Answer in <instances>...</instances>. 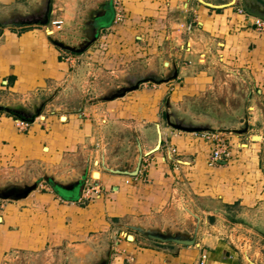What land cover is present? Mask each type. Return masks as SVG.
Segmentation results:
<instances>
[{"label": "crops", "instance_id": "obj_1", "mask_svg": "<svg viewBox=\"0 0 264 264\" xmlns=\"http://www.w3.org/2000/svg\"><path fill=\"white\" fill-rule=\"evenodd\" d=\"M252 3L263 2L0 0V186L27 187L0 197V264H202V254L203 264H257L232 248L224 209L238 203L264 212V30L253 24ZM55 20L62 29L53 35L69 45L96 38L62 49L44 31ZM139 57L157 74L160 63L165 78L147 77L140 89L105 92L84 106L115 66ZM162 85L170 94L151 99L148 90L160 93ZM209 93L225 95V103L214 106ZM47 100L65 103L41 112ZM218 114L233 119L225 127L198 119ZM19 115L37 119L22 128ZM158 130L160 146L143 156L137 175L98 168L103 153L113 166L123 154L137 156L136 139L151 150ZM204 131H223L231 157L209 164L213 144ZM136 156L124 158L125 169ZM86 164L99 172L91 174L99 189L88 195ZM182 204L200 218L191 246L133 228L190 234L195 220Z\"/></svg>", "mask_w": 264, "mask_h": 264}, {"label": "rangeland", "instance_id": "obj_2", "mask_svg": "<svg viewBox=\"0 0 264 264\" xmlns=\"http://www.w3.org/2000/svg\"><path fill=\"white\" fill-rule=\"evenodd\" d=\"M247 1H252V0H247ZM260 1H262L263 3H260L257 6H255V4L252 3V4H249L248 6H249V8L253 7L251 9H254V7H255L258 9L259 12L264 14V0H260ZM118 9H120V8H118ZM61 29L59 31H61ZM55 35H53V36H55ZM131 60H132V61H130L131 63H127L126 65L119 64V66H117V67L115 66L116 69L114 70V73L109 74V76H111V78L108 79L109 81L106 80V83H103V85H101V87L99 88L100 90L98 88L95 90H90V93H89V95H87L86 98H88L89 96L91 98L89 100L84 101V106L91 105L92 103L97 102L99 97H101L103 95V93H105V92L107 94L109 92L110 93L111 92L112 93H115V92L121 93L124 91L125 87H130V89H138V88L140 89V87L143 86L144 79H146L147 77H151V78L155 77L154 79H157V80L165 78V76H163L164 74L162 73L163 66L160 63H156L158 65L157 66L158 67L157 68L158 73H160V74H157V73H155L156 70L151 71L150 69H148V66L145 63L141 62L140 57L137 59L132 58ZM166 75H168V73ZM159 76H163V77H159ZM157 77H159L160 79ZM109 82H111V83H109ZM222 86H223V88L229 87V89L231 87L229 85H222ZM216 87L219 88V87H221V85L218 84ZM232 87H234V89L236 88L235 85ZM151 88H155L154 91L151 89L148 90L147 94L149 97H151V99H156L157 96L160 97L162 94L165 98L171 92L170 87H167V89H165V91H163V85L161 86L160 93H157L158 86L151 87ZM94 92L97 95H94ZM208 96L211 98L210 102L214 106H218V105H220V103H222V104L225 103V97H226L225 95H218L217 97H213L209 93ZM230 96H232V95L230 94ZM63 103H65V102L61 101V100H57V101L47 100V101H45V104L44 103L42 104L40 109L42 112L46 108L44 106L46 104L47 105L49 104V106H48L49 111L47 113H50V110H53V108H54L53 105L63 104ZM71 103H72V101H71ZM75 103L77 104L78 101H75ZM79 103H81V102H79ZM163 107H165V104H163V102H162L159 104V108L157 109L159 111V114L163 113V110H162ZM218 112H221V111H218ZM218 112H216V113H218ZM25 114H26V112H25ZM42 115H43V113H42ZM160 117H161V121L162 120L165 121L166 119H168L170 122H173L176 124H180V123L186 124V123H189L191 119H193V118H190L188 116H183V117L168 116L167 118H164V116H160ZM19 118L22 122L25 123V125L20 126L22 128L24 126H27L28 122H32L33 120L37 119L36 116H34V115H29V116H27V115L20 116L19 115ZM31 119H32V121H30ZM61 119L65 120V116H62ZM198 119H201V120L206 121V122H210L211 125L215 124V125L220 126V127H225L231 123V120L233 118H229L227 116H223V115L218 114L215 116H203V117L198 118ZM39 120H41V119H39ZM180 121H182V122H180ZM220 130H222V129H220ZM219 131L218 132L215 131V133L220 134L221 136H224V135L226 136V134H224L223 131L222 132H219ZM199 135L201 138H203L201 136V134H199ZM87 137H88V135H87ZM257 138L258 137H255L254 139H257ZM108 139H109V137H108ZM204 140H206V139H204ZM86 149H85L84 153L88 152V151H86ZM124 155L126 157H123ZM104 156H105V154H104ZM135 156H136L135 152H133L132 154L127 153V155L123 154L122 157H120L121 158L120 162H119L120 164L117 163V166H115V165L113 166L110 164H108V165L106 164V165L108 167H112V168L125 169V165H124V163H122L124 158H128V157L134 158ZM97 166L99 169L103 170L101 163L98 162ZM93 169H94L93 165L90 166V168H88V165L86 164V166H84L82 169V174L80 173V176L82 178H84L83 184H85V186H86L87 182L94 184L93 182H91L92 176L94 178L99 177V172L93 171V173H92ZM129 169H131V168H129ZM95 170H98V169H95ZM75 171L77 173V170H75ZM76 173H74V175L71 178L76 176ZM91 174H92V176H91ZM1 189H3V188L0 186V193L4 194V192L7 188H4L3 191H1ZM3 203H5V201L2 202V204ZM255 208H257V206H255ZM224 209L226 210V214L231 219L229 221H226V225H228V227L230 229V232L228 233V234H230V237L228 236V240L231 242V246L234 249V251L237 253L238 256L246 255L252 262H256L257 264H263V263H260L259 260L261 258H264V212L263 211H257L254 213L253 212H246V211H244V207L243 206L240 207L238 205V203L233 204L229 208L225 206ZM257 210H261V208H259ZM131 239L132 238L130 237V240Z\"/></svg>", "mask_w": 264, "mask_h": 264}, {"label": "water", "instance_id": "obj_3", "mask_svg": "<svg viewBox=\"0 0 264 264\" xmlns=\"http://www.w3.org/2000/svg\"><path fill=\"white\" fill-rule=\"evenodd\" d=\"M252 14L264 19V14L259 12L257 8H255V11H253ZM46 23H47V19L45 20V22H42V24H46ZM51 38H52V41L54 42V44L56 46L62 48V49L70 50V51L76 50V45L75 46L69 45V44L65 43L63 40H60L55 36H51ZM95 38H96V36L90 37L88 35H86V36L84 35V40L81 43H78L79 44L78 46L87 47L95 40ZM2 109L4 111L9 112L7 107H3ZM30 121H32V119ZM246 121L247 120L245 117V123H246ZM135 142H136V147H137V156H136V162H135L134 166L132 167V169H127V168L126 169H120V168L108 167L105 163V156L103 154L102 155V162H101L103 170L110 172V173L125 174V175H129V176L137 175L143 156L147 155V154H149V153H151V152H153L159 148L160 143H161L160 131L158 130V138H157V141H156V144L154 145V147L145 153L142 151V147H141L139 140L136 139ZM222 163H224V161H222ZM32 187H34V186H31V188ZM6 195L7 194H1L0 193V197H7ZM182 207L195 220L194 227H193L192 232L190 234H185V233L179 232V231H172V232L169 230L162 231V230H158L156 228H143L141 226H134L133 228L136 231L144 234L147 238L152 239V240H156V241L163 242V243L173 242V243L178 244V245L191 246L195 242L200 218L198 215H196L191 210H189L184 204H182ZM130 237L132 239H134L133 235H131V234L127 235V238L129 240H130Z\"/></svg>", "mask_w": 264, "mask_h": 264}, {"label": "built area", "instance_id": "obj_4", "mask_svg": "<svg viewBox=\"0 0 264 264\" xmlns=\"http://www.w3.org/2000/svg\"><path fill=\"white\" fill-rule=\"evenodd\" d=\"M238 13L248 15L247 11L240 7L237 9ZM253 24L254 26L260 30H264V19L258 17V16H253ZM123 19V12L118 9L117 14H116V21H121ZM62 28V21L61 20H55L52 21L50 25H47L44 27V31L46 32L47 35H52L56 31H59ZM17 125H25L24 122L20 120H16ZM201 136L206 139L207 141H211L213 144V148L210 152L209 158H208V163L213 165L220 161L222 158L226 160L227 158L231 157V150L229 143L226 142L227 139L224 136H221L220 134H217L215 132H210V131H204L201 132ZM87 182V181H86ZM92 183H86L85 187V195H88L92 189L97 190L99 187L96 184ZM3 199L0 198V207L2 206ZM206 259V255L202 254L200 258V263H204Z\"/></svg>", "mask_w": 264, "mask_h": 264}, {"label": "flooded vegetation", "instance_id": "obj_5", "mask_svg": "<svg viewBox=\"0 0 264 264\" xmlns=\"http://www.w3.org/2000/svg\"><path fill=\"white\" fill-rule=\"evenodd\" d=\"M26 185L24 186H15V185H11L9 187H7V191L11 192V193H17L20 189H26Z\"/></svg>", "mask_w": 264, "mask_h": 264}]
</instances>
